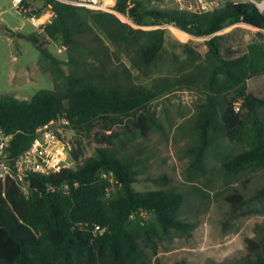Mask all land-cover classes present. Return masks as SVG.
Returning <instances> with one entry per match:
<instances>
[{"label":"trees","instance_id":"trees-1","mask_svg":"<svg viewBox=\"0 0 264 264\" xmlns=\"http://www.w3.org/2000/svg\"><path fill=\"white\" fill-rule=\"evenodd\" d=\"M45 7L53 18L40 33L24 38L38 50V67L50 76L53 89L39 90L29 100L0 96V130L12 136L11 156L29 147L38 127L60 117L69 121L66 130L87 135L100 124L128 118L132 129L146 137L151 128H165L147 105L186 89L201 98L189 118L195 140L187 149L190 169L203 171L206 152L222 136L248 149L223 159L220 175L232 178L250 169L264 171V121L257 115L264 107V11L255 3L227 1L210 11L192 12L145 8L141 0L126 10L125 0H117L115 10L132 24L112 13L58 0H45ZM84 13L117 54L126 56L129 68L113 64L109 48ZM167 26L199 41L179 43ZM228 27L233 29L224 31ZM238 31L249 32L250 39H236ZM4 32L13 34L10 29ZM50 42L66 47V60L49 51ZM164 64L172 75H162L150 86L137 83L160 74ZM93 147L94 154L85 158L73 151L71 168L29 176L27 196L13 181H0V264H161L160 242L175 235L191 237L205 211L199 210L194 219L180 216L184 199L175 190L135 192L132 185L139 179L134 159L119 156L104 135L96 136ZM102 173H110L116 183L102 178ZM146 180L169 182L166 175ZM262 199L264 185L250 197L233 188L214 202L227 203V216L236 218L245 216L238 214L243 207ZM253 232V238L244 240L245 255L230 264H264V222Z\"/></svg>","mask_w":264,"mask_h":264},{"label":"rangeland","instance_id":"rangeland-1","mask_svg":"<svg viewBox=\"0 0 264 264\" xmlns=\"http://www.w3.org/2000/svg\"><path fill=\"white\" fill-rule=\"evenodd\" d=\"M145 8L159 7L178 9L177 0L149 1L141 0ZM218 8L227 1L238 0H209ZM186 4H196V0H183ZM26 13L12 9L10 0H0V96H14L19 100H29L39 90H52L53 85L48 74L42 73L38 67L40 54L24 36L39 32L37 25L30 21L32 15L43 17L38 23L45 24L53 17L45 7V0H28L25 4ZM85 20L93 27L104 44L109 48L114 65L119 63L130 67V62L123 53H118L115 46L106 35L92 22L88 13ZM173 39L179 43L190 40L199 41L174 27L167 26ZM10 29L12 35L4 32ZM232 27L226 30H232ZM40 33V32H39ZM250 39L247 31H238L234 36ZM237 39V38H236ZM60 43L50 42L49 51L58 59H67V50L57 53ZM182 50V48H178ZM117 54V55H116ZM118 57V60H117ZM67 69V67H64ZM159 73L146 78H139L138 84L150 86L162 75H172L168 64L162 65ZM136 75V71L133 72ZM260 88L259 84L252 90ZM264 96V88H261ZM201 98L195 91L186 89L175 91L166 97L159 98L147 105L148 110L164 125L163 130L151 128L146 137L133 130L131 120L111 125L100 124L90 135L83 131L66 130L65 136L73 145V151H80L82 158L94 154L93 142L97 135L111 139L116 152L122 158L134 159V170L139 182L132 185L138 193L159 190H175L183 195V206L180 216L194 219L198 211H205L199 218V226L186 239L175 236L170 241H162L158 247V259L161 264H174L185 260L187 264H230L244 256L246 238H253L254 227L264 222V199L254 201L243 207L232 218L227 216L229 205L225 202H214L216 199L230 193L233 188L245 197L252 196L264 185V171L250 169L225 178L218 173L223 159L234 156L248 149L247 145L231 142L219 136L214 139L206 152L203 171L191 170L190 156L187 149L195 144L194 135L190 128L193 121L189 118L196 112V105ZM258 118L264 121V107L259 109ZM96 134V135H95ZM166 175L167 184L157 185L147 181ZM247 214V215H246Z\"/></svg>","mask_w":264,"mask_h":264},{"label":"built area","instance_id":"built-area-1","mask_svg":"<svg viewBox=\"0 0 264 264\" xmlns=\"http://www.w3.org/2000/svg\"><path fill=\"white\" fill-rule=\"evenodd\" d=\"M28 0H10L12 9L17 12L26 13L25 4ZM63 3L84 8L94 12L112 13L119 17L123 22L132 24L130 19L115 10L117 0H58ZM108 1L111 4H108ZM137 0H125L126 10L135 5ZM178 9H187L192 12H206L215 8L212 1L196 0V4H184L183 0H177ZM251 2L250 0H244ZM258 6L263 5V0L256 3ZM264 6V5H263ZM30 21L37 25L39 32L42 31V23H38V17L32 15ZM172 27V26H170ZM66 51L64 45L57 47V53L61 54ZM240 104L234 105L235 112L239 111ZM69 121L66 117H60L52 120L35 130V136L29 147L20 155L13 157L9 152V145L12 136L7 135L0 130V181L5 183L8 180L13 181L20 190L27 196L29 182L28 177L31 175L48 176L61 169L71 168L74 166L72 158L73 145L65 136L66 128ZM59 134L64 135L60 136ZM101 177L107 179L110 183H116L110 173H102ZM95 230L99 229L98 226Z\"/></svg>","mask_w":264,"mask_h":264},{"label":"crops","instance_id":"crops-1","mask_svg":"<svg viewBox=\"0 0 264 264\" xmlns=\"http://www.w3.org/2000/svg\"><path fill=\"white\" fill-rule=\"evenodd\" d=\"M250 1L256 4V3L260 2L261 0H250ZM263 5H264V0H263ZM263 5L261 7L260 6L259 7L264 11V6ZM48 13L51 14V17L54 16V13L52 11H49ZM42 17H43L42 15L38 16V20H40ZM46 22H48V20ZM42 25L44 26V24H42ZM164 97H166V96H164Z\"/></svg>","mask_w":264,"mask_h":264},{"label":"bare ground","instance_id":"bare-ground-1","mask_svg":"<svg viewBox=\"0 0 264 264\" xmlns=\"http://www.w3.org/2000/svg\"><path fill=\"white\" fill-rule=\"evenodd\" d=\"M108 4H111V2H110V1H108Z\"/></svg>","mask_w":264,"mask_h":264}]
</instances>
